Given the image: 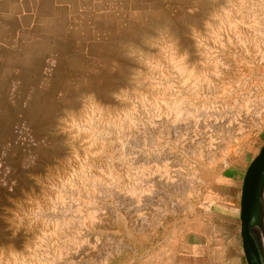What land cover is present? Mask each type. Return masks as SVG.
<instances>
[{
  "label": "rangeland",
  "instance_id": "rangeland-1",
  "mask_svg": "<svg viewBox=\"0 0 264 264\" xmlns=\"http://www.w3.org/2000/svg\"><path fill=\"white\" fill-rule=\"evenodd\" d=\"M91 42L8 87L0 264H213L264 142V0H150Z\"/></svg>",
  "mask_w": 264,
  "mask_h": 264
},
{
  "label": "crops",
  "instance_id": "crops-1",
  "mask_svg": "<svg viewBox=\"0 0 264 264\" xmlns=\"http://www.w3.org/2000/svg\"><path fill=\"white\" fill-rule=\"evenodd\" d=\"M149 2L0 0V117L10 110L4 101L8 99L13 78L25 82L28 71L41 68L45 57L65 54L69 58L77 50L83 52L85 45L93 43V37H104L122 21L134 18L140 6ZM250 160L245 165L239 162L233 166L226 177L228 181L213 199L216 205L213 215L223 219L227 228L216 236L214 244L210 243L213 264H246L239 234V203L242 176ZM195 239L188 246L193 261L201 257L206 246V239L204 243L198 236Z\"/></svg>",
  "mask_w": 264,
  "mask_h": 264
},
{
  "label": "water",
  "instance_id": "water-1",
  "mask_svg": "<svg viewBox=\"0 0 264 264\" xmlns=\"http://www.w3.org/2000/svg\"><path fill=\"white\" fill-rule=\"evenodd\" d=\"M239 223L246 264H264V142L242 176Z\"/></svg>",
  "mask_w": 264,
  "mask_h": 264
},
{
  "label": "built area",
  "instance_id": "built-area-1",
  "mask_svg": "<svg viewBox=\"0 0 264 264\" xmlns=\"http://www.w3.org/2000/svg\"><path fill=\"white\" fill-rule=\"evenodd\" d=\"M14 182L11 179L10 165L7 162L6 150L0 153V190L11 189Z\"/></svg>",
  "mask_w": 264,
  "mask_h": 264
}]
</instances>
